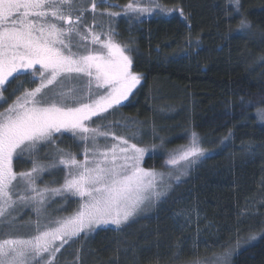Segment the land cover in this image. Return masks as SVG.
Masks as SVG:
<instances>
[{"label":"trees","instance_id":"16d2710c","mask_svg":"<svg viewBox=\"0 0 264 264\" xmlns=\"http://www.w3.org/2000/svg\"><path fill=\"white\" fill-rule=\"evenodd\" d=\"M157 1L183 15L158 12L113 21L117 42L143 80L124 105L96 117L91 127L126 135L137 145L162 147L145 158L147 169L165 170L174 152L191 143L192 133L201 138L207 158L195 163L150 216L120 230L82 233L56 254L54 264H174L222 254L237 244L231 264H264V126L256 116L264 108L259 59L264 0H240L239 12L230 0ZM110 2L104 9L118 13L130 0ZM241 18L251 28L237 35ZM38 84L30 76L10 78L1 89L0 112ZM137 126L146 133L143 140L131 135ZM84 147L73 135L57 134L34 153L22 151L14 171L30 170L33 159L51 164L61 156H55L58 149L80 154ZM52 175L45 172L39 179L49 182ZM63 177L58 174L49 184L60 185ZM68 201L67 214L79 206L75 198ZM185 212L199 222L185 223L180 216Z\"/></svg>","mask_w":264,"mask_h":264},{"label":"snow or ice","instance_id":"6c2138e0","mask_svg":"<svg viewBox=\"0 0 264 264\" xmlns=\"http://www.w3.org/2000/svg\"><path fill=\"white\" fill-rule=\"evenodd\" d=\"M97 3L106 4L108 0H93V13ZM150 3L152 6L145 7L142 0L135 3L130 0L124 6V14H152L159 10L170 16L175 11L162 8L154 0ZM230 3L239 12L240 0H230ZM87 11L77 7L76 0H0V89L6 87L9 78L16 76H30L32 82L39 80L37 87L26 90L0 112V224L18 203L37 206L35 235L0 239V264H37L44 254L49 256L47 264H54L56 254L73 238L94 231L97 225L111 224L115 225V230H120L133 221L146 204L160 201L167 194L160 187L163 173L141 167L148 149L128 144L127 139L118 136L113 137L118 143L110 149L100 150L97 146L98 139H107L111 134L101 131L99 126L89 127L92 118L121 106L141 84L142 76L131 71L132 59L111 35L101 39V34L90 29L87 35L80 32ZM73 13L79 15L73 17ZM107 15L117 17L120 13ZM250 28V23L241 18L235 34ZM73 36L80 37V41L90 39L92 45L106 51H92L82 43L73 45ZM196 43L199 44L198 39ZM74 46L83 47L87 54L74 52ZM259 59L264 62V56ZM84 78L87 84L83 94H78L81 89L65 88L62 84L65 80ZM93 82L97 88L106 86L104 95L93 98ZM4 99L0 91V101ZM257 116L264 122V109H258ZM68 132L85 145L83 161L75 154H65L58 149L61 153L58 163L45 165L33 159L30 170L14 171V157L19 158L22 151L34 153L38 145L51 143L57 134ZM89 142L93 148L88 147ZM200 143L201 138L192 133L190 146H181L165 163L191 165L207 158ZM155 148L153 146V152ZM61 166L67 170L63 184L59 187L37 185L38 178L46 171ZM176 179L179 181V177ZM17 181L23 185L19 191H16L20 187ZM56 197L65 201L79 198L81 203L70 216L43 217V209ZM42 219H47V223L41 224ZM238 249L239 244L236 249L214 253L191 264H205V260L209 264H231L233 252Z\"/></svg>","mask_w":264,"mask_h":264},{"label":"rangeland","instance_id":"374dc122","mask_svg":"<svg viewBox=\"0 0 264 264\" xmlns=\"http://www.w3.org/2000/svg\"><path fill=\"white\" fill-rule=\"evenodd\" d=\"M154 2L159 4L157 0H154ZM92 3H93V0H76V6L77 7H82V8L88 9L80 27H79L80 32L82 34L87 35L88 30L90 29L94 33L101 34V39H107L108 36L111 35V38L117 44H119V43L117 42V40L114 36L113 28H112L114 20H116L117 18L122 17V16L130 17V18L135 17L137 19H141L144 16L145 17L146 16H153L159 12V10H157L156 12H154L152 14H149V13H144V14L129 13V14L125 15L124 14L125 9L123 7V10H121L122 12H118V13H120L119 16L110 17L107 15V13H111L112 11L106 10L107 8L104 9V7H107V5L109 3L111 4L110 0H108V3H106V4L97 3L95 13H93L91 11ZM133 3H135V1ZM142 6L149 7V6H152V4L150 3V0H142ZM177 12L179 14H181L180 9H177L174 11V13H177ZM101 13H104V15H101ZM159 13L163 14L161 12H159ZM75 15H79V13H73V17H75ZM72 40H73V45H75L77 43H82V44L86 45L89 49H91L92 51H106V50H102L99 45H92L90 42V39H89V41H80V37L73 36ZM119 45H121V44H119ZM121 46L126 49V47L124 45H121ZM72 50L74 52L79 51V54H87L83 47L77 49V47L74 46ZM125 54L131 58V56L127 52V49L125 51ZM131 71L133 72L132 67H131ZM142 80H143V77H142ZM142 80H141V82H142ZM62 84L65 88L76 87L78 89H81L82 91L79 92L78 94H83V92L86 91L85 86L87 84V78H84L80 81H77V80L67 81V80H65L62 82ZM59 87H60V84H57V88H59ZM136 90H137V88L134 89L133 92L129 94V98L136 92ZM0 91H1V89H0ZM93 91L95 93L93 98H96V96H99V95H104L106 92V86H105V88H97L95 85V82H93ZM129 98L127 100L123 101L121 103V105H124L129 100ZM84 102H87V101L85 100ZM260 109H264V108H260ZM104 114H106V113L100 114V116H104ZM256 116H257V113H256ZM95 118L96 117L92 118V120L89 124V127L92 126L91 124ZM257 120H258V123H260L261 125L264 126V122L260 121L258 116H257ZM104 132L110 133L111 135L107 139H104V138L98 139L97 146L99 147L100 150H104L106 148L110 149L113 146V144H117L118 142L113 138L114 136L123 137V138L128 140V144H136L137 145V143L130 140V138H126V135H120L119 133H114V132H112V130H110V131L104 130ZM66 134L72 135V133H70V132H68ZM131 135H132L133 139H135L137 141L143 140L146 137V133L143 132V129L141 128V126H137L135 132H132ZM190 144L186 145V147L190 146ZM51 146L53 148H55V146H53V145H51ZM121 146H123V145H121ZM137 146L149 150L145 153V157L141 161V167L147 169L143 165V162H144L145 158L148 157L153 152L152 151L153 147H150V146L147 147V146H143V145H139V144ZM88 147L93 148L94 146L92 145L91 142H89ZM200 147H201V145H200ZM38 148H39V145H38L37 149ZM158 150H163V149H162V147H160V148L156 147L155 152ZM204 150L207 154L208 151H206V149H204ZM54 152H55V150H53L52 154H54ZM65 154H69V153L67 152ZM70 154H75V153L70 152ZM59 155H61L60 152L55 154V156H59ZM75 155H76V158L78 160L83 161V159H84L83 151L80 154H75ZM59 159H60V156L55 162H52L51 164L58 163ZM45 165H49V164H45ZM194 165H195V163L188 165L184 162H180V164L177 166L167 165L165 170H162V169L158 170V169H153V168H150V169L155 170L158 173H163V184L160 187H161V190H164V191H166L167 194H169L171 192V190L173 189V186L176 183L181 182L182 180H184V178H186L189 175L188 173L193 169ZM66 171L67 170L64 169L62 166L60 168L49 169L48 171H46V173L51 174L53 172V175H52L51 179L49 180V182H46V181L42 180L41 178L40 179L38 178L37 185L39 187H44V186L59 187L61 184H63L64 180L62 181V183L60 185H54V184L51 185L49 183L55 182L56 181L55 180L56 175H58V174H64V177H65ZM64 177H63V179H64ZM177 177H179V181H177V179H176ZM17 184L20 187L17 188L16 191H19L23 187V185H22V182H20V181H17ZM167 194H166V196H167ZM166 196L163 197L160 201H153L149 204H146L144 206V208L138 213L136 218H141L144 216H150L152 214V211L161 202H163V200L166 198ZM72 199H74V198H72ZM75 199H77L79 201V204L81 203V200L79 198H75ZM61 200H63L61 197H56L53 200H51L47 204V206L43 209L42 216L46 217V218H50V219L63 218V217L70 216L71 214H73L75 211L78 210V208H76L72 213H68V214L63 212L65 210H67L64 208H67L69 201L68 200L67 201H65V200L61 201ZM36 207H37L36 205H33L31 203H29V204L18 203L15 206V208L11 211L9 217H7L2 224H0V239L7 238L9 236H11L12 238H16V237L27 238L31 235H35V224L37 221V214L35 211ZM58 208H59V211L57 210ZM62 209H64V210H62ZM180 216L185 219V223L186 222L189 223V221L190 222L193 221L194 223L199 222V217L197 215H195L194 213L185 212L184 214H182ZM12 218H15V219H12ZM136 218H134V219H136ZM9 221H10V223H9ZM45 223H47V219H42L41 224H45ZM197 226H199V225L197 224L196 227ZM109 228L115 229V225H111V224L97 225V226H95L94 231H91V232L98 231V229H109ZM41 230H44V229L41 228ZM57 244H58V242H57ZM48 260H49L48 254H44L43 258L37 261V264H47ZM192 261H194V260H188L187 262H178V260H177L174 264H191ZM205 264H209V261H205Z\"/></svg>","mask_w":264,"mask_h":264},{"label":"flooded vegetation","instance_id":"af4514ba","mask_svg":"<svg viewBox=\"0 0 264 264\" xmlns=\"http://www.w3.org/2000/svg\"><path fill=\"white\" fill-rule=\"evenodd\" d=\"M36 67H38V66H36Z\"/></svg>","mask_w":264,"mask_h":264}]
</instances>
